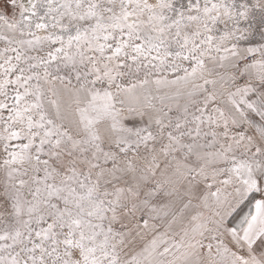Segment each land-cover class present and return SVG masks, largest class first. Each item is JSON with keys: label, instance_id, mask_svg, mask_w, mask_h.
Wrapping results in <instances>:
<instances>
[{"label": "snow or ice", "instance_id": "1", "mask_svg": "<svg viewBox=\"0 0 264 264\" xmlns=\"http://www.w3.org/2000/svg\"><path fill=\"white\" fill-rule=\"evenodd\" d=\"M0 264H264V0H0Z\"/></svg>", "mask_w": 264, "mask_h": 264}]
</instances>
